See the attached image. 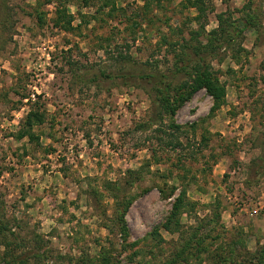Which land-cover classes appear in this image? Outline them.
I'll list each match as a JSON object with an SVG mask.
<instances>
[{"label":"rangeland","instance_id":"obj_1","mask_svg":"<svg viewBox=\"0 0 264 264\" xmlns=\"http://www.w3.org/2000/svg\"><path fill=\"white\" fill-rule=\"evenodd\" d=\"M193 1L0 0V264H264V0ZM199 57L225 101L161 114Z\"/></svg>","mask_w":264,"mask_h":264},{"label":"trees","instance_id":"obj_2","mask_svg":"<svg viewBox=\"0 0 264 264\" xmlns=\"http://www.w3.org/2000/svg\"><path fill=\"white\" fill-rule=\"evenodd\" d=\"M65 1H71V0H65ZM86 1V0H84ZM193 7H196L198 11H201V5L203 4V0H194L191 2ZM86 5V4H85ZM60 16H65L67 19L64 22V29L71 30L72 29V21L73 16L68 15L66 12V9H64ZM201 30H204V28H201ZM237 32H243V30L236 29ZM217 32V30H213L211 33ZM201 31L192 30L190 32L191 38L198 39V36L200 35ZM209 46V45H208ZM210 47V46H209ZM186 48V47H185ZM191 49H195V51L198 52L194 46H192ZM188 73L190 80L187 82H184L181 84L180 89L184 90L183 92H180L179 94L172 95L170 90V79L174 80L177 75L181 73ZM123 77H127V75H121ZM107 78H110V75L106 76ZM141 79H147L149 82L153 83V94H152V102L155 105L160 106L161 114L165 113L170 116H174L177 112V109L186 101L190 100L191 97L199 90L205 89L208 95H210L214 102L215 106L217 108L218 105H221L225 101L226 96V85L220 81V79L217 77V74L215 71L212 70L210 64L207 61L206 57H199L197 59L190 60L187 64L177 67L173 72L169 73H149L144 74L141 76ZM44 121V114L31 110L25 120V125L28 127L25 130H22L20 134H18L19 138H23L26 136H29L30 139H33L35 136L32 134L31 130L35 124H42ZM171 128H174V131L172 132V136H176V131L181 128V126L170 124ZM180 198L177 200V202L174 204L173 210L170 214V218L167 220V223L165 224V229H170V222L175 220L177 222V216L180 212L181 203ZM0 231L1 232H10L9 226L3 222V220H0Z\"/></svg>","mask_w":264,"mask_h":264}]
</instances>
